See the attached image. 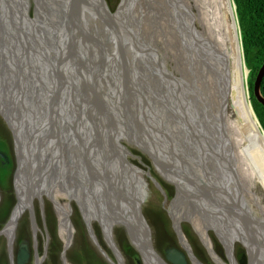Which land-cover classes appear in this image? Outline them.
I'll return each mask as SVG.
<instances>
[{"label":"water","instance_id":"1","mask_svg":"<svg viewBox=\"0 0 264 264\" xmlns=\"http://www.w3.org/2000/svg\"><path fill=\"white\" fill-rule=\"evenodd\" d=\"M66 1L67 4L64 13L70 14V11L73 10L79 4V0ZM135 1H137L136 3H142L147 7L154 8V11L149 16L150 34L158 38L164 36L165 41H168L171 36H174L175 39L172 41V43H168L170 45L169 48L171 47L177 49L182 54L177 58L182 61L188 68L187 72L177 73L176 68H173L169 63L166 62V49L164 47V44L167 43L164 42L163 38L160 40L159 44H153L152 41L150 42V44L154 46L152 48L150 47V55L154 56L153 58L148 60L144 59L148 76L147 78H145L144 81H148V83L146 85L143 80L140 81L141 86L139 88L138 94L140 101L145 104V106H142V119L144 126L143 134L147 136H153V141L152 143L151 141H149L150 144H148V146L154 145L156 147L159 146V142H162L161 146L163 147L165 140H173V142L166 149H176L177 146V153L179 155H182L181 152H183L182 149L184 148V146L188 147V144H191V141L189 140V132H193V130L197 132V137L199 140L196 142L199 144L198 147H195L193 145V150L196 151L195 158H192L189 155L186 157L182 155V158L180 156L178 158L179 163H175L171 166L168 164L170 166L169 175L165 176L161 171L162 175L166 181H168L175 187L176 196H178L179 192H181V194L183 195L182 185L187 183V187L188 189H190L189 191L193 194L195 193L198 198H201V200H204L202 201V204L205 207L207 206L213 208L214 213H217L218 215L223 216V218L229 220L230 227L228 228L227 226L228 230L231 229V231L234 232L236 230L235 224L237 225V228L240 227V230L238 232L240 233V236L238 237L239 239L236 242L241 243L244 237L245 241H243V243L246 246V248L244 247L246 250V254H244L240 259V264H264V194L262 191H260L261 189L259 190L261 186L259 181H256L254 175L253 177L255 181L253 182V184H250L248 175L243 171V163H249L250 166H254L259 171V173H261L262 177L259 178L264 180V169L262 167V163H264V129L254 111V116L256 120H253V137H251L253 138V140L250 137H245L244 141H242L240 145L236 141V139L232 137L233 134L231 133V130L227 126L225 120L221 118L222 116L220 117V119L217 118V115H215V113L213 112V105H211V109L208 107V103L205 100V96L211 95L208 90L214 92L215 88L219 85L218 77H220V75L216 74L215 70L213 71L208 67L209 63H214L205 46L208 44L202 37H198L197 33L194 31L195 23H198L195 22V17L198 16V9L195 5L191 4L189 0H161L162 11L159 12L156 5V2L158 0ZM3 2L2 0H0V4L2 3L3 5H1L4 7ZM86 2H91V6L93 4L91 0H86ZM228 2L233 6L234 12L236 14L238 30L236 29L235 32L237 33L238 31V37L240 39L239 43L243 49L241 40V29L237 17V6L234 0H228ZM99 5L103 10L104 14L108 12L109 7L107 6L105 0H101ZM112 7L115 8V6ZM19 9H22V11L25 10V2L24 4H21ZM165 10L166 13H164ZM0 16L3 17V13H1ZM103 17L104 16L102 15L101 18ZM61 18H64V20L67 21L66 16L63 15V17L61 16ZM144 18L145 14L141 13L140 19L142 23L144 22ZM88 19L89 18L85 15V20ZM2 21L3 18L1 19V22ZM210 21H212V18L210 19ZM184 29L189 30V37L192 44L181 37L182 31ZM3 30H0L1 36L3 35ZM0 43L3 46L2 39L0 40ZM86 43L87 42H85L84 47H82V43L76 42L72 38L70 46H65L64 50H55L57 60L55 62H51L52 73L50 76V82L52 84L51 92L54 96V102L52 104H47L44 124L40 129L34 130L30 133L27 142L30 147H34L33 150L36 161H31L29 163L28 155L25 154L19 147V141L17 139L12 124L9 120L6 121L13 134L15 145L14 148L16 153V170L14 174V186L16 190L18 205L21 203V197L17 188L16 180L19 176L22 175L21 169L23 166L27 168V171L23 174L27 178L26 183L29 182L30 187L35 188V191L33 192L32 196L33 200L37 196L36 194L38 193L39 188L41 189V191L43 190L41 186V180L43 176H45V172L43 169L44 164L47 163L48 166L51 167L54 163L61 159V155L63 158V154L66 152V150L67 152H69L68 146H70L71 149L74 146H77L76 142H74L71 137H74V135L78 134L79 138L84 144L87 143L88 145H91L93 141L97 140V136L100 138H102L103 136V132L97 127L93 119V114L96 119L95 101L97 100V97L94 92V90L96 89L88 88L87 92L80 93L75 88V85L70 84L68 86V84L66 83L67 79L63 80V82L60 78V74H57V72L61 71L66 73L64 71L65 60L62 61L65 56L63 54L64 51L73 48L72 51L79 52L85 49ZM98 43H101V38H99L98 40L96 38L93 39L92 47L95 50L102 49V54L105 52L109 53V48L107 49V47H97L95 44ZM208 48L210 47L208 46ZM159 50L162 57L158 56ZM242 52L245 70L249 74L250 71L246 67L244 51L242 50ZM36 53L41 59L40 54L38 52ZM225 61L226 57L220 58L216 61L215 64H223ZM199 65L201 66L198 67ZM73 67L75 70L76 66L74 61ZM98 68L102 71L103 65L100 62L98 63ZM196 69H199L203 72L208 71V74L210 72V76L207 77L203 75L202 77V74L196 72ZM132 70L136 69L132 68ZM189 72L192 73V78L194 77L195 81H191L189 79ZM212 72L214 75V86L211 90L208 81H210V85H212ZM174 73H176L177 75V80H175L176 78H173V76L175 75ZM150 76L151 79L149 83ZM161 80H167L171 84L170 87L178 89L180 88L186 93L183 95V97L179 96L182 101L180 103L178 102L179 104H177V109L175 108L174 104L169 105V108L171 110L170 112L167 111L166 107L164 108V103L166 102L164 95L162 93L159 94L157 99L155 98L156 94H154V92H152L149 88L151 87L155 90L157 89L158 91L162 90ZM263 80L264 65L261 68L254 84V95L256 99L264 106V97L261 93V86ZM153 82L155 83L154 85ZM64 83L65 86L62 85ZM191 85L195 88V93H193V88ZM198 88L201 89V94L198 93ZM40 89H42V86H40ZM218 89L223 90L221 86H218ZM205 93H207L208 95ZM176 96H178V94ZM50 100L51 98L47 99L46 102H50ZM38 101H40V99H38L37 97L36 102ZM160 107H163L166 112L163 117L161 114ZM192 108L194 109L192 110ZM192 111H194L196 115L201 112L202 117L206 121V123H208V126L204 124V120H201V123H203L202 127V125L200 124V120L196 118V115L195 117H193L194 115H191ZM62 113H64V121L60 130L59 127L56 126V123L60 114ZM163 120L165 122H163V127H161L160 122ZM218 122L220 124V127L223 129V132H219L212 126V124L218 126ZM168 126H171L172 128L175 127L177 131L173 133L172 131L168 130ZM154 131L156 133H154ZM62 132H64L65 134L61 135ZM93 135L95 137H93ZM178 138L179 142H177L175 146V142ZM105 143L106 141L103 139V144ZM142 144L147 147L144 143ZM237 146L239 152L242 155L241 157L236 154ZM110 147H112V145L108 144V148L104 149L105 152H107L108 157L110 158L109 161L105 160V162L102 161V163L101 160H99L98 154H100V156L105 155L104 150L99 147L97 149V155L95 157L93 156L94 154L88 155L87 161H84L81 166L83 172L86 173V169L88 170L86 177H88V179L92 181V184H94L92 190L94 188L95 193H93V195L91 196L88 195L87 199H94L95 202H97V194H99L100 203L98 207L100 208L101 212H107L108 214H111L110 216L116 219L118 225L125 228L130 243L140 253L142 258V254L148 253L144 248H142V243L144 241H147V248L151 255L155 256L157 264L158 262L165 264V261L167 264H189V259L187 255L177 249L169 251L166 254V258L164 259L165 261H163V259H161L157 255L153 246L151 228L147 223L145 216L143 215V205L141 204V206H137V203L135 202L133 197V199L131 200H128L126 198H124L123 200L122 198V196L124 195L121 194V190L119 188L118 183H120V175H122L124 178V174L126 176V173L122 172L121 168H119L120 175L117 174L118 178L116 175H114L113 170L115 167H118L115 163L119 162V160H117L119 159V157L116 159V156L119 154L114 150V148L117 149V147H114L112 149V152L110 153ZM121 147L122 146H119L118 149ZM76 150H78V147L76 148ZM76 150L73 152V155ZM0 155L4 156L3 152H0ZM147 155L151 157L149 154ZM92 158H95L94 161H92ZM41 160H45L44 163L39 166L38 170L34 169V164L38 163ZM180 163L182 165V169L180 168L178 170V166ZM74 166L79 165L75 164ZM235 175H238V177L235 178ZM124 179L128 180L127 177H125ZM128 181H132V179ZM130 188L132 189V187ZM252 189L254 190V192L258 189V192L261 196V201H258L259 207L255 211L254 215H252L251 213L252 217H250L246 213L240 211V206L233 197L234 192L237 195L239 194L240 190H245L248 193L250 191H253ZM249 194L254 197L251 192ZM254 199L256 200L255 197ZM119 201H124V203L122 205H119ZM248 204L249 207L252 206V203L249 202ZM27 209H29L32 213L33 232L37 234L38 226L35 222V210L32 206L27 207ZM8 224L2 231H0V237L3 236ZM99 224L101 226L100 222ZM222 225H224L223 222ZM88 235L97 247L98 251L104 256V258L109 262V264H116L97 243L94 236V231L92 235L88 230ZM246 239H249L251 241H247ZM112 242V247L109 245L108 242L107 244L108 247L114 253L116 260L118 261V250L117 248H115L116 245L114 244L113 240ZM14 244L15 240L11 247H9L8 245L10 264H28L31 256V253L28 249V245H21L19 247L17 256H14ZM250 250L253 251L254 261L251 260ZM46 254L47 248L45 250V253L43 254L44 256H42V259L40 260V257H38V253H36V258H38L37 264H40V261L41 264H43V262L46 260ZM63 258L66 260L65 252L62 256V260ZM64 264H67V262H64Z\"/></svg>","mask_w":264,"mask_h":264},{"label":"bare ground","instance_id":"2","mask_svg":"<svg viewBox=\"0 0 264 264\" xmlns=\"http://www.w3.org/2000/svg\"><path fill=\"white\" fill-rule=\"evenodd\" d=\"M6 1H7L8 7L12 11L15 10L18 13V21L22 27V31L20 34H22L24 37H31L32 40L36 41L39 44V46H41V47L48 48L47 46H53L55 44L52 39L54 38V36L57 35V33H55V31H56L55 28L53 26L50 27V24H49V22L51 21L50 20L51 14L53 13V10H54L52 4H50L48 2V5L50 6V8H47V10H45V9H43L42 3L39 0H36V4H37L36 6H38L39 14L37 16V19H32L29 15V10H28V6H30V4H31L30 0H6ZM91 1L93 3L92 6H91V2H89L87 4V8L83 12V14L86 15L87 17H89V23H90V26L92 28V37L96 38L97 40H98V37L102 38V40L104 42H106L107 45L114 44L111 47V58H110V54L108 52H106L107 60H105V57L102 54V49L93 50L92 55H91V51H92V50H90L91 44L86 43V46H85L86 52H84V54L81 57V66L80 67H84L85 63L87 66L90 67V69H87V73H88L87 78L89 80V81L88 80L87 81L89 83L93 84L95 82V80L93 81L92 75L94 73L96 74L97 71L99 70L98 66L95 68L92 67L93 63H95V62L99 63L100 62V63H106L107 64V62L111 59V62L113 63L114 66H117V62H119V63L123 62V66H125V64H128L129 61L122 59V56L119 58L120 54L123 55V58L126 55V58H127V54L124 51V50H126L127 47L126 46L123 47V45H121V44H123L122 42L125 41L127 46L131 47V45L134 44L132 42V39H135V43H136L137 47H138V45L140 47H145L146 40L144 38H142V36L145 35V33L147 32L148 29L146 27V30H144V26L142 25L143 27H140V30H139V26H138L137 27L138 30H136L138 32V37H137V33H133V38H129L130 40L125 39L127 37L126 36L128 34L127 33L124 37H121V39L118 40V39H116V35H115V33L118 32L117 30H119L118 22H121L124 20V17H126L125 14L131 9V6L133 5V0H123V3L120 4V7H118V9H117L118 12L115 14H113L111 12V10L108 8V12L105 14L103 13V16H104L103 18H101L102 13L100 14V12H103V10L101 9V7L99 5L101 0H91ZM189 1L191 2V4L195 5L196 8L198 9V16L195 17V22H198L200 25L198 23H195L194 31L197 33L198 37H202L206 41V43L208 45H205V46H206L211 58L214 61V63H209L208 67L210 69H212L213 71L215 70V73L220 75L221 78L218 77V81H219L218 86H221L223 88V90H220V89H218V86H217L215 88L214 92H211L210 90H208L211 93V95L205 96V100L208 103V107L210 109H211V105H213V109H214L213 112L215 113V115H217L218 119H220V117L222 116L221 118H223L225 120L227 126L229 127V129L231 130V133L233 134L232 137L235 138L236 141L241 145V142L244 141L245 137H250V138L253 137V135H252L253 120H256V119H255L254 111H253L254 108H252L253 106L251 103V97L249 100V96H248L249 92H248V89L246 88L247 83H246V79H245V74L247 71L245 72L243 52H242V48H241L240 43H239L240 39L238 37V31H237V33L235 32L236 29L238 30V23H237V18H236L235 12H234V8L228 2V0H189ZM2 2H3V0H2ZM24 2H26L25 3V10L22 11V9H19V8H20L21 4H24ZM86 3H87L86 0H80L81 5L84 6V5H86ZM158 3H160L159 0L156 2L157 8L162 6V4H158ZM7 5L4 4L3 12H2L3 13V21L1 23H2V25H3V22L6 23L5 31L7 34L16 33L19 29V24L16 23V20H14L13 17L11 16V14L9 13L10 10H8ZM1 6L2 5L0 4V7ZM55 7H56L55 9H57L58 3H57V6H55ZM58 9L60 10V9H62V7L58 8ZM134 11H132V13H134ZM152 11H154V8H152ZM161 11H162V9L159 10V12H161ZM164 13H166V10ZM56 15L58 16L56 18V21L58 23H60L62 21L61 16L63 17V15H64L62 10L59 14L57 13ZM137 17L135 18V22L137 20ZM14 18H16V17H14ZM211 18H212L213 22L210 21ZM40 21H42V22H40ZM109 21L111 23H113L115 27L109 26V25H111V24H108ZM138 21H139V19H138ZM43 22H47L49 34L46 35V37L41 36V34H42L41 31L46 32V28L44 27V25H40ZM135 22H133V23L135 24ZM60 24L62 26H64L65 22L60 23ZM51 30H53V32H51ZM85 33H86V31H85ZM105 36H107L109 41L105 40ZM189 36H190L189 30L184 29L182 31L181 37L183 39L187 40L189 43H191ZM174 39H175V37L171 36L170 39L167 41V43H172V41ZM120 40H121V42H120ZM143 40H144V43H143ZM44 43L47 45H44ZM238 43H239V45H238ZM84 44H85V42H83L82 47H84ZM96 46L100 47V48H106L104 43H99ZM164 46H166V44H164ZM208 46L210 48H208ZM147 47H149V46H147ZM0 49H1V53H0V115L5 119V121L9 120L10 123L12 124L13 129L15 130V134L17 136V139L19 141V147L21 148V150L25 154L28 155V160L30 163L31 161H36V158H35L34 150H33L34 147H30L27 142H28L30 133L34 130L40 129L42 127V125L44 124V120H45L44 117H45L46 107H47L46 96H45V93L42 91V89H40V85L38 82L24 81L20 84V86H18L16 88L10 87L7 84L3 83V61H2L3 46H0ZM50 49H53V48H50ZM20 51H21L20 47H16L11 43H8V45L5 47V54L6 55H10L12 53H16V52H20ZM145 53L147 54L146 49H145ZM90 55H91V57H89ZM128 55L129 56H132V55L136 56V55H138V51L136 54H134L132 52V53H129ZM225 57H226V61L223 64H215L218 59L225 58ZM83 59H84V61H83ZM56 60H57V58H56ZM87 60H89V61L87 62ZM183 67H184V72H187L188 71L187 66L182 61L178 60L177 73L180 71H183ZM69 68H70V71H69ZM81 69L82 68H80L78 71V76L80 78L79 79L76 76V73L74 71V67L67 65L64 67V71L66 73L61 72V78L63 80L67 79V82H70L73 85H75V88L80 93H85L88 91V88H90V86L88 84H86V82H83L82 76L79 74ZM107 69L110 71L108 66H107ZM107 69H105V71L102 70V72L104 73V78L108 79L110 73L107 71ZM134 71H137V70H133V72H130L129 78H128L131 81V83L130 82H128V83L133 85L134 86L133 88H131L130 85L129 86L127 85L126 80H128V79H125V80L122 79V81H121V80H119L121 75H117L116 73H115L116 77L118 78V79L116 78L117 85H115L116 84V82H115V84H113L112 87L108 83H107V86L110 88V90L113 93L115 91V94L118 95V97H116V96L115 97L118 98V100H119L118 108L121 107V108H119L122 110L121 114H124V112L126 110H129V112L127 114H124V116L125 115H131L134 117H138V116L143 115L140 112V109L142 108V106L139 104V102L141 104H143L144 106H145V104L140 101L138 94H136V98L133 95H131V98L128 97V93H133L134 90L136 91L137 85L140 86V81H142V77L140 76L141 74L139 75V78H138V75L136 76ZM137 73H138V71H137ZM174 74L175 75L173 77L177 79L176 73H174ZM188 76H189V79L191 81H195L194 77L192 78L191 72L188 73ZM248 77H249V75H248ZM211 78H212V80H211L212 85H209V87L212 90V87L214 86L213 72L211 73ZM96 79L99 82L100 79H99L98 74L96 75ZM163 85H164V89L162 88V90L168 91L169 89H172L170 86L167 87L165 80H164ZM192 88H193L192 89L193 93H195V88L193 86H192ZM200 88H202V87H200ZM96 89H97V87H96ZM200 90L201 89L198 88V91L200 93H202ZM151 91L155 92L154 89H152ZM157 93L158 94H156L155 98L158 99V95L161 93H160V91H158ZM49 94L51 95V93H49ZM162 94L164 95V92ZM95 95L97 96V92H95ZM37 97H38V99H40V101H38V102H36ZM138 99H139V101H138ZM98 101L100 102L99 99H98ZM167 101H169V100H167ZM167 101H166V103L169 104ZM100 105H101V102H100ZM127 107H129V109ZM95 108L98 110V106L97 107L95 106ZM193 109L194 108H192V110ZM106 111H108V110H106ZM99 112L102 114L101 109ZM99 112L97 113L98 115L96 116V119H95V116L93 114V119H94L97 127L103 132V136L101 139L102 140L104 139L106 141V143H108V141L110 142L109 134H108V132L106 133L103 129V127L108 125L107 119L104 118V122H103L104 125H102V121L99 120V117H100ZM115 112L118 114L117 110H115ZM191 115L192 116L194 115L193 117H195L196 114L194 113V111H192ZM201 115H202V113L199 112L198 118H199L200 122H201V120H204V119H202ZM125 118H127V117H125ZM163 122H165V121L163 120ZM135 123H136V121H135ZM200 124L203 127V123H200ZM204 124L208 126V123H206L205 120H204ZM212 126L215 129H217L219 132H223V129L220 127L219 122H218V126L215 124H212ZM115 129L119 130V129H121V126L119 127V125H117L115 127ZM115 129H113V130H115ZM154 133H156V132L154 131ZM132 136H133V134H132ZM93 137H95V136L93 135ZM71 139L74 142H76L77 140L80 143L82 142V140L79 138L78 134L74 135V137H71ZM133 139H135L134 136H133ZM251 139L253 140V138H251ZM95 141H97V140H95ZM95 141H93L91 145H88L87 143H86L87 144L86 145L82 142V144H81L82 148L81 149L78 146L77 142H76V145L80 150H82L84 153H86V152H89V150H91V149H89V147L92 148L93 143ZM112 141H114V140H111V143H113ZM142 141L139 140V143H140L139 148L142 149L147 154H149L154 159L156 164H158L157 166L160 168V170L163 172V174L165 176H168L169 172H170V169H169L170 166L175 164L174 161L172 160V156L168 157L166 155V157L164 158L163 153L166 154L165 150H163V153H162V149H161L160 150L161 154H159L157 151V148L154 145L148 146L147 143H144ZM116 143H118V142H116ZM133 143H135V142H133ZM142 143H144L147 147H145ZM161 143L162 142L159 143V147L162 148ZM85 147H86V149H84ZM115 147H117V149L115 148L114 150L119 154L116 156V159H117L121 155L119 153L120 149H118L117 144ZM124 150H125V154H124L125 158H123V160H122V162L124 161V163L119 162L122 166H118V167L121 168L122 172H126L127 174L125 177H127L128 180L132 179V181H128V180L124 179L123 177L120 178V183H118V185H119V188L121 190V194L124 195V196H122V195H120V196H122L123 200H124V198H126L128 200H131L134 198L135 202L137 203V206H141V204L143 205V203L145 202V199L147 198V194H146L147 191H145L147 188L144 189V186L146 184H144V179L142 177V172L140 171V169L136 168L134 165L129 163V161L127 160V156L130 154V152L126 148H124ZM168 150H171V149L168 148ZM173 151H175L177 153V151L175 149ZM91 152H93V151L91 150ZM181 154L183 155L184 153L181 152ZM236 154L239 157L242 156L238 150V146L236 147ZM162 159L169 161L168 164L170 166L165 162H161V161H163ZM44 161L45 160H41L38 163H35L33 168L38 170L39 166L41 164H43ZM56 163H54L51 167H49L47 163L44 164L43 169L45 172V176H43V178L41 180V186H42L43 192L39 188L38 193L36 195H37V198H39V199L45 198V197L49 198L54 203V206L56 208V212L58 214L59 222H60L61 235L63 237V241H64V245H65L64 250H65V253L67 254L69 248L71 247V241L73 238L72 236L74 235V231H73V228L71 226L72 224L70 223L71 222L70 221V217H71L70 215L72 214V208L68 203L62 202V199L59 198L60 196L58 197L56 194L57 188L55 187L56 186L55 183H54L55 186L52 185V178H51L52 175H50V172H51L50 170H52L54 172L57 170L58 165H56ZM248 165L250 166L249 163L248 164L243 163V171L248 175L249 183L253 184L255 179H256V181H259L260 186H261V188H259V190L261 189L260 191H262L264 194V180L259 178V177H262L261 173H259V171L254 166L251 165L249 167ZM118 167L114 168V172H113L114 175L119 173ZM262 167L264 169V163H262ZM117 168H118V170H117ZM21 170H22V175L19 176L16 180L17 181V188L19 190V194L21 197V203L15 209V211L12 215L11 221L9 222L7 229L5 230V232L3 234V236H6L8 238L9 247H11L13 244V235L15 233V228L21 219V215L24 214L25 210H27V207H29V206L33 207V201H34V200H32V196H33V192L35 191V188L30 187L29 182L26 183L27 178H26V176L23 175L27 171V168H25V166H23ZM77 170H78V168L75 171H77ZM60 174H62V173H60ZM86 174H87V170H86ZM138 175H139V177H137ZM253 175H254L255 179H254ZM59 177H61V176H59ZM237 177H238V175H235V178H237ZM86 178L88 179V177H86ZM68 181H70V180L68 179ZM68 181H67V183H68ZM49 184L53 186V188L51 186V188L53 189L52 190L53 192H50V189H49L50 187L48 188ZM89 185H90V188L92 190V187L94 184L89 182ZM130 187H132V189ZM135 188H136V190H135ZM189 188H190V185H189ZM134 190H135V192H134ZM189 190L190 189H188L187 183L183 184L182 185V193L184 196L181 194V192H179L178 196H176V198L170 203L169 209H168L169 214H171V216L174 220V227H175L176 232L179 234L181 244L192 251L190 244L188 243L187 238H185V235H184V233L182 231V227H181V224L183 222H189L193 226V229L195 230V232L201 238L200 241L203 243V245L205 247H207L211 256L214 258V261L217 264H229L226 261H224L215 252L214 244L209 237V230H210L209 228L211 227L210 224L212 223L211 222L212 221L211 215H213V214L218 215V214L214 213L213 208H210L207 206L205 207L202 204V201H204V200H201L200 197L198 198V196L195 193L193 194ZM250 192L254 195L257 202L261 201V196L258 192V189L255 190V192H254V190L250 191ZM250 192H248V194L246 193V195L241 194V196H239V194L236 195V193L234 192L233 198L238 202V204L240 206L239 207L240 211L243 213H246L247 215L252 217V215H254L255 211L258 208H256L254 211H251L249 204L246 201V197L248 199ZM72 193L74 194V191ZM76 198H77V200H79V202L81 204V208H82V212H83L85 221L89 224L88 229H89L90 233L93 235L94 228L92 226H93L94 222H100L103 233H104L105 238H106V242H108L109 245L112 247L113 246L112 240L114 241V236H113L114 230L117 227H119L116 219L114 217L110 216L111 214H108L107 212L102 213L99 207L97 209V212L88 211L86 209L87 206H84V204H82L81 200L78 197H76ZM252 199H254V198H252ZM93 200L94 199H92L90 201L92 207L94 205L93 202L95 201V200L94 201ZM146 201H147V199H146ZM254 202H255V200H254ZM97 203L98 204L100 203L99 194H97ZM97 203H96V205H97ZM123 203H124V201H119V205H122ZM85 204H89V201L87 198H85ZM96 205H94V206H96ZM87 208L90 209L89 207H87ZM251 213H252V215H251ZM218 216L220 217V218H218L219 226H217L215 228V231H216L220 241L226 247L227 252L229 254V257H231V264H238L235 257H234L233 251H234L235 244L237 243L236 241H238V239H239L238 237L240 236V233H238L240 230L239 229L240 227L237 228V225L235 224L236 230L234 229L235 230L234 232L231 231V229L228 230V228L230 227L229 220L223 218V216H220V215H218ZM213 222H214V220H213ZM222 222L224 225H222ZM227 226H228V228H227ZM61 240H62V238H61ZM246 240L251 241L249 239H246ZM243 241H245L244 237H243ZM243 241H241V244L246 248ZM184 243H185V245H184ZM114 244L116 245V246L114 245L115 248H117V250H118V251L116 250L117 251V258H118L117 264H125V258L123 256L121 250L119 249L116 242H114ZM142 248H144L148 252V253L142 254L144 264H157V260H156L155 256H152L151 253L149 252L148 248H147V241H144L142 243ZM157 255L161 259H163L159 254H157ZM190 256L193 258V256L191 254H190ZM250 257H251V260L254 261L253 251H251V250H250ZM63 261L65 263L67 262V260H65V259ZM163 261H165V260L163 259ZM164 263L167 264L166 261ZM158 264H162V263L158 262Z\"/></svg>","mask_w":264,"mask_h":264},{"label":"rangeland","instance_id":"3","mask_svg":"<svg viewBox=\"0 0 264 264\" xmlns=\"http://www.w3.org/2000/svg\"><path fill=\"white\" fill-rule=\"evenodd\" d=\"M3 1H4L3 3L7 5V1L6 0H3ZM39 1L42 3L43 9H45V10H47V8H50V6L48 5V2L50 4H52L53 8H54L53 13L51 14V19H50L51 23L49 22V24H50V27L53 26L55 28V30H56L55 33H57V35L54 36V38L52 39L55 44L53 46H47V47L49 49L50 48H53V49L56 48V49L64 50V47L70 46V44L72 42L71 37L74 33L73 32V26H72L70 20H68L69 23H65L64 26H62L60 24V23H63L62 21L60 23H58L56 21V18L58 17L56 14L57 13L59 14L61 12V10L64 13L67 1L66 0H39ZM159 1H160V3H158V4H162L161 0H159ZM30 2H31V4H30V6H28L29 15L31 18L36 19L38 14H39L38 6H36L37 5L36 0H30ZM105 2L109 6V9L111 10V12L113 14H115L118 12L117 9H118V7H120V4H122L123 0H105ZM136 2H135V0H133V5L131 6V9L125 14L126 17H124V20L121 22H118L119 30H117L118 32L115 33V35H116V39L119 40V39H121V37H124L128 33L126 35L127 37L125 39L130 40L129 38H133V33H137V37H138V32L136 31V30H138V28H137L138 26H139V30H140V27L144 26V30H146V27H147V29H148L147 32L145 33L144 36H142V38H144L146 40L145 47H140L139 45L137 47L136 43H135V39H132V42L134 44L131 45V47H128L127 44L125 43V41H123L122 42L123 47H125V46L127 47L126 50H124L125 53L127 54V58H126V55L123 58V55H121V54L119 55V58L122 56V59L129 61V63L125 64V66H123V62H121V63L117 62V66H114L113 63L111 62V59H110L107 62V65H108V68L110 69L111 72L106 68L107 71L110 73L108 79L104 78V73L99 69L96 74L94 73L92 75L93 81L95 80V82L93 84L89 83L88 82L89 80L87 78V75H88L87 69H90V67L87 66L86 63H85V66L82 67V69L79 72V74L82 76L83 82H86V84H88L90 86V88L92 87V89H96V87H97V89L94 90V92H97V96H96L97 100L95 101V106L96 107L98 106V110L96 109L95 114L97 116L98 115L97 113L101 109L102 114L99 112V114H100L99 120L102 121V125H104L103 124L104 118L107 119V123L109 126L106 125L105 127H103V129L106 133L108 132L110 142L108 141V143L103 144V140L97 136L96 137L97 141H95V144L93 143L94 147L92 146L93 152H91V150H89L90 153L89 152L84 153L82 150H80L82 148V146H81L82 142L80 143L77 140L76 142H77L78 146L80 147V149L78 148V150H76L77 146H74L72 149L70 146H68L69 152H67V150H66V152L63 154V158L61 155V159H59L56 163V165H58L57 170L55 172L50 170L51 171L50 175H52L51 176L52 185L53 186L56 185L55 187L57 188V193H56L57 196L58 197L60 196L59 198L62 199V202L68 203L72 208V214L70 215L71 216L70 217V221H71L70 223L72 224L71 226L73 228L74 235L72 236L73 238L71 241V247L69 248L67 254H65L67 264H79L78 259L76 258V254H73V253H75V251H78V248L81 247L82 244L84 243L83 237H82L83 235H85L87 240L90 241V244H92V246H93V250L97 253L99 258L105 264H109V262L98 251L97 247L95 246V244L93 243V241L89 237V235H88V230H89L88 225L89 224L85 221V218H84V215L82 212V208H81V204H80L79 200H77V198H76V197H78L81 200L82 204H84V206H87L90 208V209H88L86 207V209L88 211L97 212L98 205H99L97 202H96L97 203V205H96L95 201L93 200L94 201L93 204L97 206L96 207L93 205L94 208L91 205V202H90L91 199L88 200L89 204H85V198H88V195L89 196L93 195V193H95V191H94V188H93V190H91L89 182L92 183V181H89L86 178V173L82 171L81 166H82L84 161H87L86 157H88V155L94 154L93 156L95 157L97 155V152H98L97 149L100 147V148H102V150H104V149L108 148V144L112 145V147H110L111 150L116 146V144L118 147L119 146L125 147L130 152V154H129L130 156L129 155L127 156V160L129 161V163L134 165L136 168L140 169V171L142 172L144 184H146L144 186V189L147 188L145 190V191H147V193H146L147 194V198H146L147 201L145 199V202L143 203V206H142L143 215L145 216L147 223L149 224V226L151 228L152 240H153V246H154L155 252L163 258H165V255L169 251L174 250V249H177V250H180L181 252L187 253L186 250L181 245L179 234L176 232L175 227H174V220H173L171 214H169V210H168L170 203L176 198V189L171 183H169L168 181L165 180V178L162 175L160 168L157 166L158 164H156L151 157H149L142 149L139 148V146H140L139 140L140 141L143 140L142 142L150 144L149 141H151V143H152L153 136H147V135L143 134L144 133V130H143L144 126L142 123L143 122L142 115L138 116V117H134L131 115H125L124 116V114H127L129 112V110H126L124 112V114H121L122 110L119 109L121 107L118 108L119 100H118V98H116V97H118V95L115 94V91L113 93L110 90V88L107 86V83H108L112 87L113 84H115V82H116L115 85H117L116 74L121 75V77L119 78V80H121V81H122V79H124V80L128 79L130 72H133L132 68L136 69L140 72L143 82L147 85L148 81H146V82L144 81L145 78L148 77L147 76V69H146V64H145L143 59L148 60V59L153 58V56H154V55H150V47L151 48L154 47L150 44L151 41L153 44H159L160 40L162 38L164 40V38H165L164 36H162L160 38H158L156 36L154 37V35L152 36L150 34L149 16L153 12L152 8L147 7L142 3H136ZM57 3H58V7H57V9H55L56 8L55 6H57ZM112 6H115V8ZM60 7H62V9L59 10L58 8H60ZM7 8H8V10H10L9 13L13 17V19L17 20L18 19V13L15 10L12 11L8 7V5H7ZM158 9L161 10L162 6H160ZM2 11H3V6H1L0 14L2 13ZM132 11H134V13H132ZM141 13L145 14V18H144L143 23L139 17L141 15ZM100 14L103 15V12H100ZM16 16H17V19L14 18ZM136 17H137V20H136L137 23L135 22ZM2 18L3 17L0 16V30L1 29L3 30V27L4 28L6 27V24L2 25V23H1ZM138 19H139V21H138ZM40 22H42V21H40ZM133 22H135V24ZM108 24H111L109 26L115 27L114 24L111 23L110 21ZM40 25H44V27L46 28V32L41 31V33L48 35L49 33H48L47 22H43ZM20 27L21 26L19 25V28ZM77 29H78L77 30L78 31V37L80 39H84V37L86 35V33H85L86 30L83 28L82 22H80V26ZM51 32H53V30H51ZM1 39L3 40V35L1 36ZM98 39H99V37H98ZM105 40H108L107 36H105ZM164 42L167 43V41H165V40H164ZM101 43H104V45L107 47V49L111 48V45H107V43L104 42L102 40V38H101ZM143 43H144V40H143ZM44 45H47V44L44 43ZM82 45H83V43H82ZM95 45H97V44H95ZM112 45H114V44H112ZM147 46H149V47H147ZM169 46L170 45L168 43L166 44V46H164L166 49L165 59H166V62L169 63L173 68H176V71H177V64H178V60H179L177 57L181 56L182 54L177 49H174L171 47L169 48ZM145 49L147 51V54L145 53V55H144ZM137 51H138V55H136V56H133V55L129 56L128 55L129 53H132V52L134 54H136ZM92 52H93V50L91 51V55H92ZM0 53H1V49H0ZM91 55L89 57H91ZM158 56L162 57V55L160 54V50H159ZM54 57H55L54 58V61H55L57 57L56 56H54ZM2 61H3V58H2ZM83 61H84V59H83ZM88 61L89 60H87V62ZM101 64L104 65L105 63H101ZM65 65L66 64H64V66ZM68 65L73 66V62L71 61ZM198 67H200V65ZM102 70H104V69L102 68ZM69 71H70V68H69ZM40 72L43 73L46 71H44L43 67H40ZM134 72H135L136 76L138 75V78H139V72L138 73H137V71H134ZM181 72L182 73L184 72V67H183V71H180L178 73H181ZM196 72H198L199 74H202V77H203V75H205L207 77L210 76V72L208 74V71L203 72V71H200L199 69H196ZM245 72H246V70H245ZM46 73H48V72H46ZM97 74L99 75V79H100L99 82L96 79ZM150 79H151V76L149 77V83H150ZM245 79H246V83H247V72L245 74ZM126 81H127L128 86L130 85L131 88L134 87L133 85L128 83V82L131 83L130 79H128ZM48 82H49V79L46 76H43V82H42L43 92L47 91ZM163 83H164V80H161V84H162L161 87L164 89ZM165 83L167 84V87L171 86L170 82H168L167 80H165ZM154 84L155 83L153 82V85ZM208 84L210 85V81H208ZM140 86H141V82H140ZM140 86L137 85V90L136 91L134 90V92H133L134 94L128 93V97L131 98V95H133L136 98V94H139ZM149 88H150V90L154 89L151 87H149ZM246 88H247V84H246ZM162 91L164 92L165 100L166 101L169 100L167 102L171 105L174 104L176 109L178 107L177 104H179L182 100L179 96L183 97V95L186 94L180 88L179 89L178 88H172V89H169L168 91L167 90H160V93H163ZM157 92H158V90L156 89L154 94H158ZM248 92H249V90H248ZM177 94H178V96H176ZM248 96H250V94H248ZM138 97H139V95H138ZM98 99L100 100L101 105H100V102L98 101ZM138 101H139V99H138ZM139 104L141 106H143V104H141L140 102H139ZM164 104H165L164 108L166 107L167 111L170 112L171 110L169 108V104H167L166 102ZM127 108L129 109V107H127ZM175 108H174V110H175ZM106 110H108V111H106ZM115 110H117L118 114L115 112ZM142 110H143V107L140 109L141 114H143ZM160 110H161V114L163 117V115L166 114V112L163 109V107L162 108L160 107ZM179 114H180V111H179ZM45 115H46V113H45ZM169 115H170V113H169ZM125 117H127V118H125ZM196 118H198V115H196ZM202 119H203V117H202ZM135 121H136V123H135ZM117 125H119V127L121 126V129H119V130L115 129V127ZM160 125H161V127H163V121L160 122ZM0 126L3 128L4 133L6 134L7 139L10 143V147L12 149L11 158H12V162L14 165L13 178H12L11 185L7 187V190H3L0 187V213L4 214L3 223L5 222V220H7V222L4 225L0 226V231H2L6 227V225L10 222V219H11V217H12V215H13V213H14L17 205H18V200H17L16 190H15V186H14V174H15V170H16V153H15V148H14V139H13V134H12L8 124L6 123L5 119L1 115H0ZM113 129H115V130H113ZM60 130H61V128H60ZM168 130L172 131L173 133L177 131L175 129V127L172 128L171 126H168ZM141 131H143V132H141ZM64 134H65L64 132L61 133V135H64ZM132 134L135 137V139H133ZM188 134H189V140L191 141V144H188V147L184 146V148L182 149V151L184 153L183 155L185 157L189 155L192 158H195V156H196L195 152L196 151L193 150V145L195 147H198V145H199L198 143H196L197 141H199L198 137H197V132H195L193 130V132L191 131ZM176 137H178V136H176ZM111 140H114V141H112L113 143H111ZM116 142H118V143H116ZM133 142H135V143H133ZM172 142H173V140L172 141L171 140H169V141L165 140L164 146L162 148L159 146H156V148H157V151L159 154H161V151H160L161 149H162V153H163V150H165L166 154L163 153L164 158L166 157V155L168 157L172 156V160L174 161V163H179L178 158L180 156L182 158V155H179L178 153L173 151L175 148H170L171 150L166 149ZM177 142H179V138L176 140L175 146H176ZM122 147L119 148L120 149L119 153H120V155L121 154H123V155H121L119 157V159H117V160H119V162H121V163H124V161L122 162V160H123V158H125V155H124L125 150H124V148L122 149ZM84 149H86V147ZM89 149H92V148L89 147ZM75 150H76V152L73 155V152ZM175 150L176 151L178 150L177 146H176ZM104 152H105V150H104ZM5 155H8V151H7V153H5ZM98 157H99V160H101V162L102 161L105 162V160L106 161L110 160V158L107 155V152H105L104 156H100V154H98ZM94 159L95 158H92V161H94ZM162 160L163 161H161V162H165L167 164L169 162V161H166L165 159H162ZM119 162L115 163V164L117 166H122ZM3 163H5V162H3ZM75 164H78L79 166H74ZM77 168H78V170L75 171ZM118 168H117V170H118ZM180 168L182 169L181 163L178 166V170ZM87 172H88V170H87ZM113 172H114V170H113ZM60 173H62V174H60ZM118 175H120V174L118 173ZM118 175L116 174L117 178H118ZM59 176H61V177H59ZM120 177H123V176L120 175ZM137 177H139V175ZM124 178H125V174H124ZM68 179L70 181H68ZM67 181H68V183H67ZM54 183H55V185H54ZM52 185H50V184H49V186L47 185L48 188L50 187L49 188L50 192H53L52 191L53 190ZM51 186H52V188H51ZM135 190H136V188H135ZM135 190H134V192H135ZM73 191H74V194L72 193ZM42 192H43V190H42ZM246 193L247 192L245 190H240L239 195H241V194L246 195ZM250 196L251 195L249 194L248 199L246 197V200L248 201V203L249 202L252 203V206L250 207V209L254 210V209L258 208L259 205L256 204V203H258L257 200L252 199L254 197L253 196L250 197ZM33 200H34L33 201V209L35 210V219H36L35 222L38 226V231H37L38 233L35 234L33 232V216H32L31 211L29 209L25 210L24 214L21 215V219L18 222L16 229H15V234L13 235V239L15 240V244H14L15 247L13 248V254H14V256H17L19 247L23 244H27L28 249L31 253L30 261L28 264H37L38 258H36V253H38V257H40V260H41L43 254L45 253L46 248H47L46 260L43 262V264H55V263L56 264H64V262H63L64 259L62 260V256L65 252V250H64L65 245H64L63 237L61 235L60 222H59L58 214L56 212V208L54 206V203L49 198H46V197L39 199L36 196ZM254 200H255V202H254ZM218 218H220L218 215H215V214L211 215V219H212L211 222L212 223L210 224L211 227L209 228L210 229L209 230V237L214 244L215 252L219 256H221V258L224 261L231 264V257H229V254L227 252L226 247L220 241V239H219V237L215 231V228L217 226H219ZM213 220H214V222H213ZM92 227L94 228V236H95L97 243L111 257V259L117 264V260L114 256V253L108 247L105 235L103 233V230H102V227L100 226V224L97 222H94ZM182 231L185 234V236L188 240V243L190 244V246L193 250L194 256L201 263H203V264H217L212 259V257L210 256V253H209L207 247H205L203 245V243L200 241L201 238L195 232V230L193 229V226L190 223L186 222V223L182 224ZM113 236H114V242H116V244L118 245L119 249L121 250V252L125 258V264H133L131 259H129L127 257V255L125 254V252L123 250V242L128 243V241H129V237H128V234H127L125 228H123L121 226L117 227L114 230ZM61 238H62V240H61ZM127 239H128V241H127ZM129 243H130V241H129ZM130 245L132 246L131 243H130ZM133 249L135 250V252L138 255V264H144V260H143L142 256L140 255V253L134 247H133ZM233 253H234V257H235L237 263L240 264L241 258H239V256L242 253L246 254V250L241 243L237 242L235 244ZM4 254H6V257L9 256L8 238L6 236H1L0 237V264H3V255ZM40 264H41V261H40ZM190 264H192V263L190 262Z\"/></svg>","mask_w":264,"mask_h":264},{"label":"clouds","instance_id":"4","mask_svg":"<svg viewBox=\"0 0 264 264\" xmlns=\"http://www.w3.org/2000/svg\"><path fill=\"white\" fill-rule=\"evenodd\" d=\"M87 4L88 3H86V5H84V6L83 5L80 6V0H79V4L73 10L70 11V14L64 13V16L67 17V21H65L64 18H62V21L65 23H69L68 20L71 21V24L73 26V32H74L72 35V38L76 42H79V43L87 42L88 44H91L90 50H95L92 47V40L95 39L92 37V28L90 26L89 19L85 20V15L83 14V12L87 8ZM68 5H69V2H68ZM79 7H81V8H79ZM16 19H17V16H16ZM80 22H82L83 28L86 30V35H85L84 39H80L78 37V31H77L78 29L77 28L80 26ZM16 23L21 26L18 19L16 20ZM4 24H6V23L3 22V25ZM5 28L3 30V83H5L8 86L13 87V88L20 86V84L24 81L38 82L39 85L42 86L43 76H46L49 79V82L47 84L48 89L44 93L46 96V101H47V99L51 98L50 102H47V104H52L54 102V96L51 92V85L52 84L50 82V76L52 73L51 62H55L54 56H56V52H55L56 48L48 49V48L39 46V44L36 41L32 40L31 37H24L22 34H20L22 31L21 27L18 29V31L16 33H11V34H7L5 31ZM41 36L46 37V35L44 33ZM0 40H1V35H0ZM120 42H121V40H120ZM8 43H11L16 47H20L21 51L16 52V53H12L10 55H6L5 54V47L8 45ZM0 46H2L1 43H0ZM111 47H112V45H111ZM72 50H73V48L64 51L65 56L62 59V61L65 60V62H64V64H66L65 66H67L71 61L72 62L74 61L75 66H76L74 71L76 73V76L79 78L78 71L80 68H82V67H80L81 66V57L84 54V52H86V49H83L79 52H74ZM36 52H38L40 54L41 59ZM109 54H110V58H111V48H109ZM103 55L105 57V60H107L106 52L103 53ZM97 66H98V63H96V62L93 63V65H92L93 68H95ZM107 66L108 65L106 63L103 65L104 71L107 68ZM40 67H43L44 71L48 72L49 74L46 72L41 73ZM61 72H57L58 75L60 74V78H61ZM61 80L63 81L62 78H61ZM66 83L68 84V86L70 84H72L70 82H66ZM62 85L65 86V83ZM42 91H43V88H42ZM49 93H51V95ZM62 100H63V94H62ZM63 121H64V113L60 114V116L57 120V123H56V126H58L59 129L62 127ZM109 152L111 153L112 150L109 149ZM97 223H99V222H97ZM185 254L188 257L189 264H190L192 259L190 258V256L187 253H185ZM210 256H211V254H210ZM165 258H166V255H165ZM165 258H163V259H165ZM212 259H213V257H212ZM9 264H10V262H9ZM192 264H193V261H192Z\"/></svg>","mask_w":264,"mask_h":264},{"label":"trees","instance_id":"5","mask_svg":"<svg viewBox=\"0 0 264 264\" xmlns=\"http://www.w3.org/2000/svg\"><path fill=\"white\" fill-rule=\"evenodd\" d=\"M237 6V17L241 29V40L243 44L246 67L248 74V87L250 90L251 103L263 129H264V106L254 95V84L256 78L264 65V0H234ZM236 15V14H235ZM247 87V89H248ZM261 93L264 97V80L261 86ZM249 94V93H248ZM9 141L3 128L0 126V152L9 151ZM4 162L0 155V187L7 190L13 178L14 165L11 161ZM4 214L0 213V226L4 225ZM83 244L75 251L79 264H105L93 250L92 244L83 235ZM128 241V239H127ZM123 250L133 264H138V255L130 245L129 241L123 242ZM244 253L240 254L242 258ZM82 261V262H81ZM3 264H9V257L3 255ZM56 264V263H55Z\"/></svg>","mask_w":264,"mask_h":264},{"label":"flooded vegetation","instance_id":"6","mask_svg":"<svg viewBox=\"0 0 264 264\" xmlns=\"http://www.w3.org/2000/svg\"><path fill=\"white\" fill-rule=\"evenodd\" d=\"M10 144V143H9ZM5 153H7V151H5V152H3V155L4 156H2L3 158H4V162H6L7 160L8 161H12V158H11V153H12V149H11V147H10V145H9V151H8V155H5ZM184 223H186V222H183L182 224H184ZM189 223V222H188ZM182 224H181V227H182ZM15 234V233H14ZM185 235V234H184ZM185 238H186V236H185ZM181 241V240H180ZM188 241V240H187ZM13 242H14V239H13ZM182 245V244H181ZM184 245H185V243H184ZM183 246V245H182ZM15 247V246H14ZM191 247V246H190ZM183 248L186 250V252H187V254L190 256V254L193 256V258H192V261H193V264H202L194 255H193V250L191 251L190 249H188V248H186L185 246H183ZM192 249V248H191ZM190 253V254H189ZM44 256V255H43ZM221 257V256H220Z\"/></svg>","mask_w":264,"mask_h":264}]
</instances>
